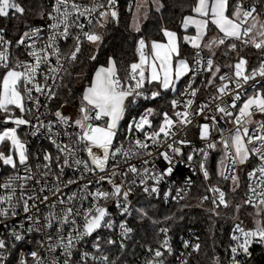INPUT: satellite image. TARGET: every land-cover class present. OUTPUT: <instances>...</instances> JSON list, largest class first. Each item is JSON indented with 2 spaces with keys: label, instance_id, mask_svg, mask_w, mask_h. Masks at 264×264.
<instances>
[{
  "label": "snow or ice",
  "instance_id": "obj_1",
  "mask_svg": "<svg viewBox=\"0 0 264 264\" xmlns=\"http://www.w3.org/2000/svg\"><path fill=\"white\" fill-rule=\"evenodd\" d=\"M117 0H106V4L101 0H91L90 6L81 5L77 0H54L52 11L47 13V17L53 21L48 25L49 32L46 41L41 36V29L34 28L24 31L15 41L5 38L6 29L0 27V112L5 114V123H12L15 127H6L0 131V145H5V150H0V167H10L12 172L0 179V227H7L5 221L18 217L22 209L26 215L20 221L19 227L25 228V221L30 222L25 228V233L21 234L13 226L11 237L16 241L25 239L27 233H44V239L40 241L41 247H45L49 254H54L61 249L59 255L51 259L42 257L39 251H31L34 264H88L89 261L97 264H114L110 261L109 256L103 254L102 244H116L117 241L100 235L103 229H112L114 221L111 219L109 210L102 205L100 201L112 200L120 210L121 215H132L130 206L132 200L130 197L134 194V189L138 184L142 187V192L147 195L158 193L159 183L167 176L174 172V157L169 152H160L159 156L167 162L163 169L156 170L155 165L152 167H143L140 169L136 164L129 163L131 158L143 156L151 157L153 154L148 149L151 145H157L166 139L175 135L177 124L188 125L192 123L189 111L194 103L193 99H188L185 103L183 112L177 111L174 115L178 118L174 120L167 112L163 113V120L158 129L151 132L146 131L152 127L151 116L154 115V109H145V112L138 118L133 117L128 124V131H140L144 133V140L136 139L128 148L123 144L116 146V140L119 133L120 121L124 118L126 112V101L129 97H140L143 92L145 83H156L163 90L176 91V83L182 77L192 74L193 80H190L185 92L191 89V96L195 97L198 89L192 87L195 75L199 69L194 70L189 61L182 56L180 39L175 31L163 28L162 34L166 42L152 40L149 43L144 38L138 40L137 54L138 60L132 62L127 69V75L121 77L117 66V61L109 57L107 65L100 66L96 69L89 85L85 88L82 98L80 113L81 118L72 120L71 117L64 115L57 110L54 115L57 122L68 127L75 126L78 131L75 133L64 131L68 137V143H58L51 140L55 145L58 155L44 151L42 157L43 163L35 165V171L29 164L32 153L28 145L18 134L20 126H32L35 130L30 134L36 136L41 128H47L51 132L53 123L44 124L40 116H34L39 126L33 124V120L26 118L24 115H15V111L27 113L33 112V107L39 112L41 107L40 96L33 93H39L51 100L57 96L55 88L56 81L60 79V73L66 71L65 64L70 61H76L78 54L81 52L82 40L86 39L89 43L99 44L102 36L93 31H85V24L80 22L81 17H85L89 25L93 22V14H99L103 21L109 17L113 20L118 19L116 10ZM192 12L196 16L188 15L183 18L182 27L187 30L190 26L195 27V35H185L183 41L190 44L194 49L201 47L211 49L213 45L219 47L225 44L226 40H240L244 44L251 43L257 49H264V39L257 40V36L264 37V24H260L259 31L252 35L253 29L257 27L255 23L249 25V19L255 20L258 12L254 4L251 8L245 9L243 0H237L235 6H232L230 0H195ZM26 8L18 0H0V18H15L23 16ZM44 16V13H41ZM100 23V21H97ZM215 26L223 35L218 39L213 37L208 43H203L208 31L209 25ZM103 26V24H101ZM79 29L80 33L73 35L72 29ZM137 31L139 27L137 26ZM72 39L74 45L67 55L61 52V40L67 41ZM39 42V46H38ZM15 44L17 50L21 47L25 49L21 59L19 55H14L10 50ZM228 47L235 50L237 45L231 43ZM199 55V53H197ZM52 57H55V64H52ZM96 55L90 56L91 60H96ZM199 64L200 61L198 60ZM247 60L243 57L234 65L229 67L234 69L232 76L220 75L219 80L223 83L217 88L221 95H230L231 104L227 106H216V111L222 116L233 117V111L229 109H238L234 117L236 125L234 135L230 141L221 137L220 143L223 144L227 158H230L231 164L236 165L247 163L252 157H257L259 164L248 173L250 178H255L261 187L258 193L264 197V122H256L258 127L251 130L249 124L253 123L252 117L255 113L264 114V85L260 84L257 77L264 78V61L261 62L258 69H253L250 73L247 70ZM205 70L210 73L213 79L208 80L211 85L220 67L214 65L211 58L206 60ZM52 81V83H49ZM252 82L253 94L247 95L242 99L244 85ZM229 84H234V89L229 88ZM160 95L159 91L151 93V97L145 96V99H155ZM218 98V97H214ZM31 101L33 107H28L27 102ZM242 101L238 104L237 102ZM131 102H134L131 101ZM173 108L177 107L178 101L173 100ZM206 104H202L196 115L204 113ZM43 115V113H41ZM213 124H203L200 126V138L207 140L211 135L212 128L219 123L216 116H212ZM103 121V123H97ZM59 135V133H56ZM51 139V137H49ZM150 142V143H149ZM181 144L188 143L180 141ZM167 147L173 153L180 155L181 149L168 144ZM208 149H215L216 143H208ZM204 161L201 162L200 168L203 171L205 179L209 177V172L205 166V161L209 153L205 149L199 150ZM86 153L88 159L77 158L78 153ZM123 156L125 168H121L117 158ZM187 159L191 161L193 155L189 154ZM111 162L110 174L99 175L95 181H88L83 185L82 192L88 191L89 184H102L104 182L111 185V191L97 188L95 191L88 192L87 196L78 195L77 192H71L65 195L63 189L77 184L78 180L83 179L84 173H105ZM144 165H149L148 159H143ZM223 163V161L221 162ZM53 165L56 171L53 170ZM75 166L81 172L77 179L63 180L62 177L66 168ZM20 168L23 169V175L20 174ZM155 173V174H154ZM129 174L133 178L128 179ZM259 174V175H257ZM220 175L225 179L224 172ZM53 177L51 186L48 184V178ZM115 177H121V182L117 183ZM238 186V177L233 174L230 177ZM155 181L156 184L149 186L148 181ZM34 182V183H30ZM190 183V181H189ZM253 194H257L256 187L249 185ZM235 190V189H233ZM218 192L220 204L227 207L225 193L218 188L211 189ZM48 193V194H45ZM91 198L93 203L84 207L83 201ZM207 199V197H204ZM213 203H216L214 200ZM246 204H251V198L245 200ZM264 205V198L259 200ZM47 208V214L42 211ZM59 207V211L56 209ZM140 213L141 218L147 216L143 208L135 209ZM259 214V213H258ZM166 219H170L167 217ZM121 235L127 237L133 232L126 220L119 224ZM52 230L55 232L46 231ZM160 232L167 233V228H161ZM236 233H239L237 235ZM91 247L95 252L79 251V259H74L78 252V245H83L87 238L93 237ZM231 239L235 241L234 246H230L232 253V264H241L236 259L238 255L252 256L250 248L253 244H264V225L258 222L255 229L246 230L239 224L236 225ZM124 247L123 243L120 245ZM188 244L185 242V247ZM9 247L5 238H0V260L3 258V251ZM161 247L169 254L172 247L166 238ZM194 250H199L200 246L194 245ZM153 253V258L146 264H164L162 257L165 252L160 248L155 250L149 248ZM100 253V254H96ZM20 264H28L26 259H21ZM186 264V262H185Z\"/></svg>",
  "mask_w": 264,
  "mask_h": 264
},
{
  "label": "built area",
  "instance_id": "obj_2",
  "mask_svg": "<svg viewBox=\"0 0 264 264\" xmlns=\"http://www.w3.org/2000/svg\"><path fill=\"white\" fill-rule=\"evenodd\" d=\"M123 0H117L116 4V10L119 14V8L121 6V2ZM48 4V12L52 11V6L54 3V0H46ZM78 3L85 6L91 5V0H77ZM101 2L106 4V0H101ZM128 7L132 5V1L127 2ZM245 9L251 8L252 6L243 5ZM93 22L91 25L88 24L87 19L85 17L80 18V22L85 24V31H93L96 32L93 29V25L103 21L100 19L98 12L93 14ZM108 20H113L111 17L108 18ZM250 20V19H249ZM249 22V21H248ZM53 23L48 17L44 23H37L29 26L26 30L28 31L30 29L34 28H40L41 29V36L44 37V40L47 39V34L49 32L48 25ZM23 31V32H24ZM22 32V33H23ZM73 35H77L80 33L79 29H72ZM97 33V32H96ZM5 38L9 39L6 34ZM142 38V37H140ZM138 38L135 45V56L136 61L138 60V54H137V46H138ZM84 41H87L86 39L82 40V43ZM241 43L245 46L248 44H244L242 41ZM74 45V41L72 39L67 40L66 42L61 40L60 42V48L61 52L64 55H67L69 51L72 49ZM39 46V42H38ZM11 50V49H10ZM22 53H24L25 49L23 47L20 48ZM199 53V55H197ZM26 57L24 56V59ZM212 57L209 54L204 53L201 48L200 49H194V52L192 54L191 58V67L196 70L199 69L198 73L195 75L194 81L192 83V87L198 89L197 94L195 97L191 96V89H188L187 92H185V89L187 88L190 80H193L192 74L189 73L186 75V81L184 85L175 93L173 94L172 100H177L178 104L176 108H173L171 103V109L168 111L169 116H171L174 120L178 119L174 113L177 111L183 112L185 110V103L188 99H193L194 103L191 105L189 111L193 113V115L190 117L192 120L191 124L188 125H182L177 124L174 131L175 135L163 139L162 142L157 145H151L148 149L152 152V156H143L139 158H131L129 160V163L136 164V166L140 169H143V167H152V165H155V169H163L167 162L164 161L160 156V152L167 151L170 155L174 157L175 163L173 164L174 172L171 176L165 177L163 181H161L158 185L159 191L158 193L147 195L142 192V187L138 184L139 178L137 179V186L134 189V194L130 197L132 200V205L130 206V210L132 211V215H121L120 210L116 207V204L114 201H100V203L104 206H106L109 210L111 219L114 221V227L112 229H103L100 231V235L104 238H111L115 241H117L116 244L108 245L107 243L102 244L103 254L109 256L110 261L114 262V264H146V262L153 258V253L149 251V248L155 250L156 248H160L161 251H164L165 254L162 257L164 264H184L183 261V253L186 251L187 248H190L195 245V242L193 241L194 234L192 232L185 231L180 232L178 234L172 235L169 233V231L165 234L160 232L161 228L165 227H159L158 233L162 235V240L159 242V244H146L143 241V238L138 236L137 229L134 226V223L132 222V218L135 213V209H138L137 205L135 204V200L138 195L146 196V197H160L165 202H174L179 203L187 198L194 190L197 185L201 187L202 190V196L199 198V201H208L211 204H213L215 207L224 206L223 204L219 203L218 200V192H213L211 189L218 188L220 191H223L226 195V191L219 185L213 184L211 182V177L209 173V177L205 179L203 171L200 168V164L202 161H204L203 154L199 151L200 149H205L210 156L211 152L213 151H219V149L223 148L224 154H225V165L223 172L225 176L229 177L228 179H225L224 177H220L222 180L229 182L233 189H235L237 186L236 183L233 182V180L230 178L233 174H235L238 177V183L241 182V203L244 207L251 208L255 211L256 215L264 214V205H261L259 203V200L264 198L260 197L258 193L262 190L261 187H257L258 181L255 178H250L248 176V173L251 172L254 168H256L259 164V160L257 157H252L247 163L243 164V169L240 171L237 170V164L232 165L230 158H227L226 151L224 149V146L222 143H220L221 137H223L226 140H229V138L234 134V129L236 127L234 123V117L238 112V109H229L230 111H233V117H225L224 119H220L222 114L218 113L216 111V106L219 104L221 106H227L231 104V96L230 95H221L217 92V88L223 83L219 80L220 75L227 74L228 76H232L234 69L233 68H227L220 70V72L217 74L216 78H214L213 84L210 85L209 90L204 93L200 94L202 88L206 83H208L209 79H213L209 72L205 70L206 67V60ZM241 58V57H240ZM234 62L239 61V59ZM200 61L198 64L197 61ZM213 60V59H212ZM135 61V62H136ZM264 61V53L261 54L259 61H257L254 65L248 67L247 70L250 73L253 69H258L261 62ZM69 63V62H68ZM68 63L65 64V67H67ZM52 64H55V57H52ZM233 64V65H234ZM64 72L60 73V77L62 78ZM58 79L56 83L58 84L61 80ZM257 80L260 81L261 85H264V78L257 77ZM49 83H52V81H49ZM252 82H249V84L244 85V93H242V99L246 98L247 95L253 94V88L250 86ZM148 83H145L147 85ZM144 85V87H145ZM209 85V84H208ZM141 89L140 91L143 92V95L140 97H129L128 101L126 103L128 104L129 108H133L140 102V100H146L144 97H151L150 94H146L145 89ZM230 89H234V84H229ZM56 89V88H55ZM264 90V89H262ZM34 95L40 96L41 100V107L39 109V112L36 111V109L32 106V102H27L28 107H33V112L31 115L27 113H20L19 111H15V114L19 113L21 115H24L26 118L33 120V124L37 127L39 126L38 122L34 119V116L39 115L40 120L47 124L48 122L53 123V128L51 132L47 128H41L40 132L36 136H32L30 133L34 131L35 129L32 126H20L18 128L20 137L23 141H25L28 145L29 151L32 153V157L29 160V164L32 166L33 171H35V165L37 163H43L42 159H37V156L42 157L44 151L51 152L53 155H58L55 145L51 143V140H56L58 143H68V137L65 136L63 133L65 130L69 132L75 133L78 131V129L75 126L68 127L65 125H61L57 122V118L54 115V111L51 108V100L47 99L45 96L39 94V93H33ZM218 97V98H214ZM134 102H131L133 101ZM238 104L242 103V101L237 102ZM202 104H206L207 107L204 110L203 114L196 115V112L200 108ZM43 113V115H41ZM81 116V113H80ZM139 115H133L127 120L122 126L119 127V133L116 140V146L119 147L121 144L124 145L125 148H128L131 146L132 143L136 139L144 140V133L140 131L135 132H129L128 131V124L131 122L133 117L138 118ZM212 116H216L217 120L219 121L218 124H216V127L212 128L211 135L207 140L200 138V126L207 123V124H213L214 122L211 120ZM74 120V118H72ZM163 120V118H162ZM253 123L249 124L248 127L250 129V134H253L251 132L252 129L257 128L258 125L256 122H264V114L255 113L252 117ZM97 123H103V121H99ZM12 123H4L0 120V126L2 125H8ZM158 129V128H156ZM156 129H151L146 126V131L151 132ZM56 133H59V135H56ZM51 137V139H49ZM180 141H187L188 143L181 144ZM208 143H216L215 149H208L207 144ZM168 144H173L174 147H179L181 149V154L177 155L172 152L171 149L167 147ZM220 144V145H219ZM193 155V159L189 161L187 159L188 155ZM77 158H83L88 159L86 153L80 152L77 155ZM143 159H148L150 161L149 165H144L142 163ZM208 159V158H207ZM124 157L121 155L117 158V162L120 163L121 168H125L126 166L123 164ZM207 160L205 161V166ZM207 168V167H206ZM53 170L56 171L55 165H53ZM208 170V169H207ZM111 171V162L109 164L108 169L105 173H99L98 171L96 173H84L83 179L78 180L77 184L71 185L69 188L63 189L65 195H70L71 192H77L78 195L87 196L88 192L95 191L97 188H102L103 190L111 191V185L104 182L102 184H89L88 191L82 192L81 189L83 188V185L88 183V181H95L99 178V175H106L110 174ZM12 172V169L10 167H0V179H2L4 176H7ZM209 172V170H208ZM20 174L23 175V169L20 168ZM155 174V173H154ZM259 175V174H257ZM81 176V172L75 168H66L65 173L62 177L63 180L68 179H77V177ZM132 174H129L128 179H132ZM117 183L121 182V177H115ZM190 181V183H189ZM34 183V182H30ZM53 183V177L48 178V184L51 186ZM149 186L155 185V181H148ZM252 185L253 187H256L257 194H253L250 189L249 185ZM48 194V193H45ZM204 197H207V199H204ZM251 198L253 203L246 204L245 200ZM216 201V203H213V201ZM226 200V197H225ZM94 201L91 200L89 197L88 200L83 201L84 207L90 206L91 203ZM20 212V215L18 217L12 218L10 220L5 221V224L7 227H0V238H5L8 243L9 247L3 251V258L0 260V264H20L21 259H26L28 261V264H34L32 257L29 255L31 251H39L42 255V257H45L46 259H51L56 255H59L62 251L61 249H58L56 253L49 254L47 252L46 246L41 247L40 241L44 239V233H27L25 235V239L21 241H16L11 237V232L13 230V226H15V229L19 231L21 234L25 233V228L28 226L30 222L25 221V228H20L19 223L24 219V216L26 215L23 213L22 209H17ZM59 211V207L56 209ZM42 211L47 214L48 209L43 208ZM259 213V214H258ZM126 220L128 222L129 227L133 229V232L130 233L127 237H124L121 235V229L119 228V224L121 221ZM239 224L242 228L249 230V229H255L257 226L253 225L252 223H247L245 220H241L238 222H235V224L232 226L230 231V244L228 247V255H227V262L226 264H232V253L230 252V246L235 245V241L231 239V236L234 233V229L236 225ZM52 232L53 236H55V232L52 230H46ZM239 235V233H236ZM168 239L171 247L172 252L169 254L167 251H165L161 244L165 239ZM95 239V234L93 237L87 238L85 243L81 246L78 245V252L74 256V259H79V251H88V252H95V250L91 247L92 241ZM185 242H187L188 246L185 247ZM121 243H123L124 247H121ZM259 246H264V244H253L250 248V251L252 252V255L254 253L255 248ZM100 254V253H96ZM251 257H247L245 255H238L236 257L237 260L241 262V264H245V262ZM88 264H97V262L89 261Z\"/></svg>",
  "mask_w": 264,
  "mask_h": 264
},
{
  "label": "trees",
  "instance_id": "obj_3",
  "mask_svg": "<svg viewBox=\"0 0 264 264\" xmlns=\"http://www.w3.org/2000/svg\"><path fill=\"white\" fill-rule=\"evenodd\" d=\"M132 1L128 7L127 2ZM159 3V8L153 7V2ZM26 8V13L15 18H0V27L6 29V36L15 41L24 30L37 23H44L47 19L48 4L46 0H18ZM136 0H123L119 8L117 20L101 21L93 25V29L102 36V41L97 44L84 41L82 50L78 54L76 61H70L63 73L59 85L55 91L57 96L51 101V108L54 112L57 110L64 113L66 106L74 109L81 107V98L83 90L91 81L95 69L102 65H107L109 57L117 61V66L121 77L127 75L128 66L136 61L135 45L138 38L142 37L147 43L152 40L163 41L162 29L167 28L175 31L180 39L181 54L190 59L194 49L191 48L182 39L183 30L181 22L186 15L192 14V7L195 0H149L148 10L143 21L139 26V31L131 28V20ZM232 6H235L237 0H230ZM257 6L258 18L264 22V0H243V5ZM44 13V16H41ZM216 34V35H215ZM222 35L216 31L213 25H209V31L203 41L208 43L213 37L217 39ZM237 45L235 50L228 47L229 44ZM201 50L209 54L220 70L230 68L238 58L243 57L247 60V66L250 67L259 61L262 49H257L249 43L243 45L240 40L229 39L225 44L211 49L201 47ZM14 55H19L24 59L22 51L17 50L15 44L11 47ZM96 55V60H91L90 56ZM186 76L181 79L175 93L184 85ZM210 85L206 83L200 94L206 93ZM146 94H148L151 85H145ZM174 93V94H175ZM173 94L168 91H161L155 99L148 98L140 100L136 106L129 108L126 103L125 116L120 122L122 126L131 116L141 114L145 109H154V115L151 116V129L158 128L163 118V112L171 109V100ZM1 114V113H0ZM71 116V118H73ZM3 150L5 145L0 146ZM211 152L207 159L206 167L209 170L211 182L221 186L226 191L227 207H215L208 201H199L202 196V190L199 185L179 203L165 202L160 197H146L138 195L135 204L138 209L143 208L147 216L141 218L140 213H135L132 222L137 229L138 236L143 238L144 243L156 245L162 240V235L158 233L159 227H165L172 235L180 232L190 231L194 234L193 241L199 245V250L194 247L187 248L183 253L184 264H226L228 247L230 244V231L235 222L252 219L257 216L251 208L244 207L241 203V182L233 190L229 182L222 180L216 174L217 153ZM263 219L264 214L258 215ZM170 217V219H166ZM245 264H264V246L255 248L253 255Z\"/></svg>",
  "mask_w": 264,
  "mask_h": 264
},
{
  "label": "rangeland",
  "instance_id": "obj_4",
  "mask_svg": "<svg viewBox=\"0 0 264 264\" xmlns=\"http://www.w3.org/2000/svg\"><path fill=\"white\" fill-rule=\"evenodd\" d=\"M148 2H149V0H136L135 5H134V9H133V16H132V20H131V24H130L132 29L136 30L137 26L139 27L141 22L143 21V19L145 17V14H146V12L148 10ZM152 2H153V7L158 9L159 8V3L156 2V1H152ZM253 23H255L257 25V27L255 29H253L252 35H256V33L259 31L260 24H264V22L260 21L258 18H256L255 20L250 19L249 22H248L249 25H251ZM100 27H101V23H100ZM256 38H257V40L264 39V37H260V36H257ZM79 110H80V108L74 109L71 106H66L64 108L65 112L63 114L66 115V116H69V117L74 115L73 118L75 120V119L81 118ZM16 111H18V110H16ZM144 112H145V110L140 115H142ZM165 112L168 113V111H164L163 113H165ZM0 113H1L0 114V120L5 123V114L3 112H0ZM15 115H21V114L17 113ZM127 120H129V119H127ZM6 127H15V125L14 124L2 125V126H0V131H2ZM119 127H120V125H119ZM123 127H124V125H123ZM18 134H19V131H18ZM232 135H234V134H232ZM231 137L229 138V141H230ZM0 150H3V149L0 147ZM222 161H223V163H221ZM224 165H225V154H224L223 148L221 146V148L219 149V152L217 153V163H216V174H217L218 177H222L220 175V172H223ZM236 166H237V170L238 171L243 169L242 168L243 164L237 163ZM245 222H247L249 224L252 223L255 226H257L258 222L263 225V219L260 216H255L252 219H250L248 217V218L245 219Z\"/></svg>",
  "mask_w": 264,
  "mask_h": 264
},
{
  "label": "crops",
  "instance_id": "obj_5",
  "mask_svg": "<svg viewBox=\"0 0 264 264\" xmlns=\"http://www.w3.org/2000/svg\"><path fill=\"white\" fill-rule=\"evenodd\" d=\"M190 15H192V16H196V14L194 13V12H192V14H190ZM186 16H188V15H186ZM185 17V16H184ZM183 21V20H182ZM215 27V26H214ZM181 28H182V30H183V36H185V35H189V36H191V35H195V32H196V30H195V27L194 26H190L187 30H185L183 27H182V22H181ZM216 28V27H215ZM216 31L219 33V34H221V35H223L222 33H220L219 32V30L216 28ZM216 35V34H215ZM160 42H166V38L164 37V40L163 41H160ZM149 44H150V42H149ZM187 45H189L191 48H192V46L190 45V44H187ZM194 49V48H193ZM186 58V57H185ZM188 61H189V64L191 63L190 62V59H188V58H186ZM106 66V65H105ZM100 67V66H99ZM99 67H97L96 69H98ZM96 69H95V71H96ZM95 71L93 72V74H92V77H91V79L93 78V76H94V73H95ZM181 79H183V77L181 78ZM181 81V80H180ZM180 81H178L177 83H176V90H177V86H178V84H179V82ZM147 85H151V89H149V91H148V94H150L151 95V93L152 92H154V91H159V92H161V91H168L170 94H174L175 93V91H171V90H163V89H161L160 87H159V85L158 84H156L155 82L154 83H152V84H147ZM86 88V87H85ZM85 90V89H84ZM84 90H83V92H84Z\"/></svg>",
  "mask_w": 264,
  "mask_h": 264
},
{
  "label": "water",
  "instance_id": "obj_6",
  "mask_svg": "<svg viewBox=\"0 0 264 264\" xmlns=\"http://www.w3.org/2000/svg\"><path fill=\"white\" fill-rule=\"evenodd\" d=\"M263 53H264V49H262Z\"/></svg>",
  "mask_w": 264,
  "mask_h": 264
}]
</instances>
